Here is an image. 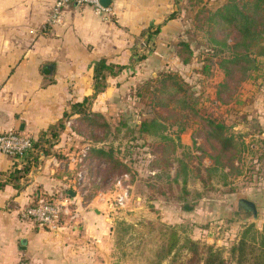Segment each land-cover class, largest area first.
<instances>
[{"label":"rangeland","instance_id":"rangeland-1","mask_svg":"<svg viewBox=\"0 0 264 264\" xmlns=\"http://www.w3.org/2000/svg\"><path fill=\"white\" fill-rule=\"evenodd\" d=\"M226 1L172 0L177 37L165 47L162 44L165 52L160 56L161 63L140 73L130 72L125 82L118 83V93L107 107L104 103L96 106L95 109L103 108L102 114L94 112L103 116L108 128L85 126L73 116L66 121L56 143H60L59 148H52L51 155L62 161V173L71 178L83 171L82 176H86L85 182L76 185L79 196L75 202L105 199L113 213L110 253L118 264L146 261L154 240L171 231L178 235L180 243L188 239L200 247L199 254L183 248L174 264H202L199 257L207 245L220 252L223 264H235L230 248L242 231L251 223L258 232L262 231L256 227L257 220L237 206L239 199L254 200L260 192L264 198V56L257 57L259 69L251 79L225 77L218 59L227 50L222 53L209 40L213 24L208 18ZM145 34L141 35L140 48L133 59L137 63L146 59H138L140 55L147 57L154 50L152 37L147 42ZM180 41L191 50L186 64L178 56ZM184 57L188 58L186 53H182ZM161 72L175 74L186 85L197 101L198 116L187 111L177 119L161 118L166 113L159 109L157 98L148 96L147 85L157 86L155 79ZM223 84L227 90H222ZM145 118L162 122L166 126L162 133L170 141L140 133L138 124ZM204 118L223 123L226 133L234 137L235 148L227 158L236 165L226 175L217 169L205 182L204 167L216 161L209 157L216 151L210 144L214 142H207L201 131ZM93 148L111 149L112 156L127 170L107 169L103 160L92 155ZM227 158L220 161L226 164ZM119 196L122 205L116 206ZM172 255L173 252L161 264H169Z\"/></svg>","mask_w":264,"mask_h":264},{"label":"crops","instance_id":"crops-1","mask_svg":"<svg viewBox=\"0 0 264 264\" xmlns=\"http://www.w3.org/2000/svg\"><path fill=\"white\" fill-rule=\"evenodd\" d=\"M54 1L0 0V133L11 131L35 140L70 111L72 103L92 95L93 64L104 58L127 67L107 78L106 90L93 99L91 109L102 114L103 108L96 106L107 107L118 93V83L130 72L161 63L162 44L177 37L175 19L167 20L172 0H110L113 15L107 19L95 16L86 5H70L61 23L50 25ZM158 25L152 36L154 50L143 63L135 62L142 33ZM24 159L0 152V264H118L110 253L114 217L105 199L75 202L76 174L70 178L62 173V161L52 155L32 163L27 174L11 177L27 162ZM61 192L72 199L75 217H67L59 228H39L21 217L22 208L40 197L53 200ZM255 195L248 200L255 205L261 231L264 198L261 192Z\"/></svg>","mask_w":264,"mask_h":264},{"label":"trees","instance_id":"trees-1","mask_svg":"<svg viewBox=\"0 0 264 264\" xmlns=\"http://www.w3.org/2000/svg\"><path fill=\"white\" fill-rule=\"evenodd\" d=\"M174 18V14L171 13L168 15L167 20ZM208 20L213 24L209 40L217 44L222 53L225 52V49L227 50L226 55L220 56L218 59V66L225 77L230 80L236 79V76H239V80L251 79L252 74L259 69L257 57L264 56V0H227L221 7L210 13ZM159 28L158 25L155 29L148 28L144 30L146 33L145 40L148 42L158 32ZM178 46L181 49V51H178L181 63H188L191 57L188 44L180 41ZM182 53H186L188 58H181ZM145 58L146 55L144 54L140 55L138 59L144 60ZM126 67L107 63L104 58L94 62L92 68V95L85 97L80 102L72 103L70 111H65L56 123L50 125L46 131L41 132L32 141V150L23 160L27 162L20 169H14L10 176L13 178L21 177L28 173L32 163L36 165L38 161H43L51 156L52 148L58 142L60 133L64 131L66 121L72 116H77L85 126L95 129L108 128L103 116L91 109L92 101L98 94L106 90L107 78L115 76ZM156 77L157 86L147 84L149 85L148 96L158 99L159 109L164 110L166 113L161 118L165 121L172 117L177 119L187 111L192 112L194 116H198L196 99L193 98L186 85L175 74L161 72ZM221 87L222 90L228 89L225 84ZM201 120L203 136L207 142H214L210 144L211 148L216 151L214 155H209L210 158L213 157L216 161H212L211 165L204 167L207 176L206 180H203L205 182L212 172L217 169H220V172L226 175L236 166L227 158L235 148V139L231 134L226 133V126L223 123L207 118ZM165 129L166 126L156 118H145L138 124L140 133L147 136H159L164 141H170V137L162 133V130ZM214 144H217L216 148ZM168 146V144H164V147ZM91 153L103 160L109 170L116 168H120V171L127 170L124 164L119 163L112 156L111 149L93 148ZM163 154L165 155L166 152ZM222 158H227L226 164L220 161ZM158 238L159 240H154V247H149L146 261L141 264H161L172 252L173 255L170 256L169 264H174L177 255L183 248H186L187 252L191 254H199L200 247L198 244L188 239L180 243L179 237L174 231L169 232L168 236L166 232L161 233ZM202 248L203 253L199 257L202 264H223L220 252L214 249L212 245ZM230 253L233 258L235 257V264H264V228L261 232H258L252 223L249 224L242 231L238 242L231 246Z\"/></svg>","mask_w":264,"mask_h":264},{"label":"built area","instance_id":"built-area-1","mask_svg":"<svg viewBox=\"0 0 264 264\" xmlns=\"http://www.w3.org/2000/svg\"><path fill=\"white\" fill-rule=\"evenodd\" d=\"M70 5L88 6L92 9L95 16L103 19L113 15L112 7L108 4L104 6L101 0H55L48 15V23L57 25L62 21L63 11ZM32 150V139L28 136L19 135L15 132L0 133V152L10 155L16 159H23ZM82 162V161H78ZM83 171H78L75 181L85 182L86 176H82ZM122 197L116 198L115 205H122ZM72 199L65 192L58 193L55 199L49 201L43 197L38 198L34 204L21 209V217L31 221L39 228L55 230L65 222L66 218L73 219L75 215L71 206ZM116 205V206H117ZM17 264H30L27 261H19Z\"/></svg>","mask_w":264,"mask_h":264},{"label":"water","instance_id":"water-1","mask_svg":"<svg viewBox=\"0 0 264 264\" xmlns=\"http://www.w3.org/2000/svg\"><path fill=\"white\" fill-rule=\"evenodd\" d=\"M101 3L104 6H107L110 3V0H101ZM237 207L239 209L243 208L244 210L250 212L252 214L253 219L256 220V208L252 201L246 199H239Z\"/></svg>","mask_w":264,"mask_h":264}]
</instances>
